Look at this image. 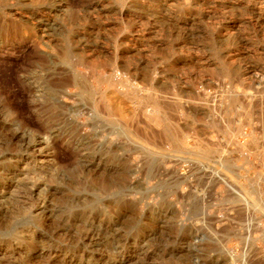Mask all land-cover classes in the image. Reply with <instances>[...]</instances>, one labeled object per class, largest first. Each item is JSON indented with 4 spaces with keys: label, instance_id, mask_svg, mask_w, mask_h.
<instances>
[{
    "label": "rangeland",
    "instance_id": "1",
    "mask_svg": "<svg viewBox=\"0 0 264 264\" xmlns=\"http://www.w3.org/2000/svg\"><path fill=\"white\" fill-rule=\"evenodd\" d=\"M0 264H264V0H0Z\"/></svg>",
    "mask_w": 264,
    "mask_h": 264
},
{
    "label": "bare ground",
    "instance_id": "2",
    "mask_svg": "<svg viewBox=\"0 0 264 264\" xmlns=\"http://www.w3.org/2000/svg\"><path fill=\"white\" fill-rule=\"evenodd\" d=\"M115 78L116 77L114 75H112L111 78H110V80H109V83L110 84L112 83V85H115L114 87H116L120 83V81H116L115 82L114 81V80H116ZM162 131H163V135H165L164 137H166L167 141H169V142L172 143V142H174V140H176L175 136L171 133V131L166 126L163 128Z\"/></svg>",
    "mask_w": 264,
    "mask_h": 264
}]
</instances>
